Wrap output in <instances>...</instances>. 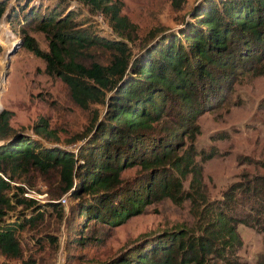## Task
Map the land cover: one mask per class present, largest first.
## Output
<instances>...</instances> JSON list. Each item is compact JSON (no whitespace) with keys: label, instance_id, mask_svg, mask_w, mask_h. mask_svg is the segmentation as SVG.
Here are the masks:
<instances>
[{"label":"trees","instance_id":"16d2710c","mask_svg":"<svg viewBox=\"0 0 264 264\" xmlns=\"http://www.w3.org/2000/svg\"><path fill=\"white\" fill-rule=\"evenodd\" d=\"M5 11L10 25L33 23L44 33L48 50L28 34L23 44L68 86L79 106L100 101L105 108L101 117L94 115L75 151L13 130L11 111L0 109V250L17 254V228L42 214V204L8 192L11 182L31 168L42 173L56 169L63 189L75 196V212L85 228L92 222L120 223L164 196L188 199L195 207V231L164 230L103 262L84 264H241L234 253L240 245L235 226L245 220L231 209L239 198L250 200L248 212L264 232V174L233 181L219 197L208 199L202 165L193 160L194 151L198 154L193 140L199 131L197 115L218 102L222 89L242 70L264 74V0H197L182 25L160 31L136 51L122 40L75 26L70 10L39 12L20 2L6 9V0H0V16ZM96 45L109 49L106 62L84 65L74 59L73 51ZM260 103L264 106V97ZM31 129L45 138L55 135L44 117ZM183 137L190 142L184 144ZM238 160L252 161L248 156ZM134 165L137 173L122 178V170ZM15 203L28 211L9 220L7 212ZM256 264H264V253L257 254Z\"/></svg>","mask_w":264,"mask_h":264},{"label":"rangeland","instance_id":"374dc122","mask_svg":"<svg viewBox=\"0 0 264 264\" xmlns=\"http://www.w3.org/2000/svg\"><path fill=\"white\" fill-rule=\"evenodd\" d=\"M196 1L6 0V9L20 2L38 7L39 12L52 8L58 13L70 10L75 26L88 28L107 39L122 40L131 51H136L160 31L175 30L182 25ZM6 15L5 11L0 16V109L11 111L9 125L13 130L75 151L94 115L101 117L104 104L91 101L87 107L79 106L71 98L68 86L56 74L48 73L44 60L23 44L22 37L28 34L41 49L48 50L44 33L33 27V23L10 25ZM73 52L74 59L84 65L93 60L104 63L109 56L104 45ZM222 95L210 109L196 117L199 131L193 145L198 154L194 151L193 160L202 165L201 180L208 199L219 197L233 181L264 174V106L260 103L264 97V74L242 70L228 88L222 89ZM38 117L47 120L54 136L45 138L32 131L31 125ZM181 140L184 144L190 142L187 137ZM209 151L214 152L213 156L202 160L200 154ZM241 156L252 161L240 162ZM137 171L136 165L127 167L121 177L130 179ZM189 177L187 173L182 180L185 189ZM58 178L56 169L42 173L31 168L27 175L11 182L9 193L18 192L43 207L39 218L17 228L18 253L0 250V264L103 262L161 231L177 228L195 231V207L188 199L170 196L146 203L141 212L120 223L91 221L86 228L82 227L75 212V196L70 189H63ZM235 204L231 213L245 222H236L240 245L234 253L241 264H256L257 254L264 253V232L256 227L253 214L248 212L250 200L239 198ZM21 210L28 211L21 203H15L7 212L8 219L19 220Z\"/></svg>","mask_w":264,"mask_h":264}]
</instances>
